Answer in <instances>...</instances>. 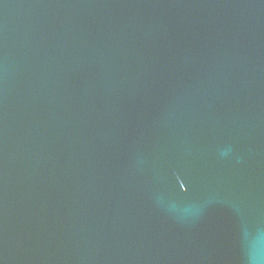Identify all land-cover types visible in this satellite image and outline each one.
Returning <instances> with one entry per match:
<instances>
[{
  "label": "water",
  "instance_id": "95a60500",
  "mask_svg": "<svg viewBox=\"0 0 264 264\" xmlns=\"http://www.w3.org/2000/svg\"><path fill=\"white\" fill-rule=\"evenodd\" d=\"M0 264H264V0H0Z\"/></svg>",
  "mask_w": 264,
  "mask_h": 264
}]
</instances>
